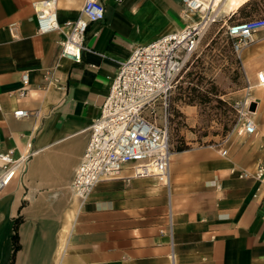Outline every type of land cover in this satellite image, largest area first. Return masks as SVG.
Instances as JSON below:
<instances>
[{
    "label": "crops",
    "instance_id": "crops-1",
    "mask_svg": "<svg viewBox=\"0 0 264 264\" xmlns=\"http://www.w3.org/2000/svg\"><path fill=\"white\" fill-rule=\"evenodd\" d=\"M31 1L0 0V152L31 155L0 195V264H264V117L227 155L171 152L169 187L126 165L84 202L71 190L111 78L136 47L192 22L182 0H101L78 64L59 58L60 32L37 33ZM84 1L55 0L58 23ZM254 38L264 47V30Z\"/></svg>",
    "mask_w": 264,
    "mask_h": 264
},
{
    "label": "built area",
    "instance_id": "built-area-1",
    "mask_svg": "<svg viewBox=\"0 0 264 264\" xmlns=\"http://www.w3.org/2000/svg\"><path fill=\"white\" fill-rule=\"evenodd\" d=\"M182 2L192 22L180 31L136 47L111 78L109 91L100 105L99 116L89 127V140L71 181V190L80 202L88 199L99 181L118 177L126 165H131L134 176H154L169 187L171 148L166 103L178 76L196 52L201 30L215 20L208 16L212 6L204 8L194 0ZM31 5L37 33L60 32L63 38L59 41V58L80 63L82 51L86 49L84 40L88 25L104 18L103 2L85 0L78 17L62 24L57 21L55 0H32ZM227 29L238 52L251 36L264 29V17L237 22ZM21 83L20 94L23 95L28 84L26 73ZM255 83L264 86V67L256 72ZM159 101L163 111L162 121L157 123L145 111ZM236 107L240 113V131L254 134L256 124L253 117L247 115L245 102L236 103ZM13 114L24 117L28 112L20 109ZM219 149L226 155V150ZM30 156L14 157L11 150L0 152V195L14 178L23 177ZM254 177L264 178V163L258 165Z\"/></svg>",
    "mask_w": 264,
    "mask_h": 264
},
{
    "label": "rangeland",
    "instance_id": "rangeland-1",
    "mask_svg": "<svg viewBox=\"0 0 264 264\" xmlns=\"http://www.w3.org/2000/svg\"><path fill=\"white\" fill-rule=\"evenodd\" d=\"M213 9L208 16L215 20L201 30L196 52L166 103L171 152L183 144L211 145L226 150L227 155L230 149L248 143L251 139L247 138L255 133L240 131L236 103L245 102L247 115L255 121L264 117V87L254 86L256 72L264 67V47L248 42L237 52L227 34V27L234 23L264 17V0H248L234 12L219 3ZM250 86L254 87L249 90ZM188 95L194 105L183 102L189 100ZM185 106H194L196 112L190 113ZM162 111L159 101L145 114L159 123Z\"/></svg>",
    "mask_w": 264,
    "mask_h": 264
},
{
    "label": "bare ground",
    "instance_id": "bare-ground-1",
    "mask_svg": "<svg viewBox=\"0 0 264 264\" xmlns=\"http://www.w3.org/2000/svg\"><path fill=\"white\" fill-rule=\"evenodd\" d=\"M197 2H199V4H201L204 8H206V7L210 8L212 6V10H214L213 6L218 5V3L221 6H225L227 4L230 6L235 2H239V0H194V3H197ZM254 39H255L254 36H251V38L249 39V42H251V43L254 42L255 41ZM247 43L248 42H246L245 45H247ZM255 86L256 87H264L262 85H257V84H255ZM251 88L252 87L250 86L248 89L251 90ZM253 122L255 123L254 118H253Z\"/></svg>",
    "mask_w": 264,
    "mask_h": 264
},
{
    "label": "trees",
    "instance_id": "trees-1",
    "mask_svg": "<svg viewBox=\"0 0 264 264\" xmlns=\"http://www.w3.org/2000/svg\"><path fill=\"white\" fill-rule=\"evenodd\" d=\"M191 91L194 93L196 90L195 89H191ZM188 98H189V100H186V101H183V102L185 104H187V105H194V103H193L194 98L193 97H189V95H188ZM187 148H189V147L186 144H183V145L177 146L174 149V151H181V150H184V149H187Z\"/></svg>",
    "mask_w": 264,
    "mask_h": 264
}]
</instances>
